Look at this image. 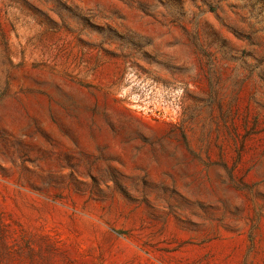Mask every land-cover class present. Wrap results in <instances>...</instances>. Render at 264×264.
<instances>
[{
  "label": "rangeland",
  "instance_id": "obj_1",
  "mask_svg": "<svg viewBox=\"0 0 264 264\" xmlns=\"http://www.w3.org/2000/svg\"><path fill=\"white\" fill-rule=\"evenodd\" d=\"M0 264H264V0H0Z\"/></svg>",
  "mask_w": 264,
  "mask_h": 264
}]
</instances>
